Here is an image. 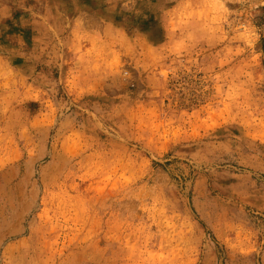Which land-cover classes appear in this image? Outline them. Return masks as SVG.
Returning <instances> with one entry per match:
<instances>
[{
  "label": "rangeland",
  "instance_id": "obj_1",
  "mask_svg": "<svg viewBox=\"0 0 264 264\" xmlns=\"http://www.w3.org/2000/svg\"><path fill=\"white\" fill-rule=\"evenodd\" d=\"M0 264H264V0H0Z\"/></svg>",
  "mask_w": 264,
  "mask_h": 264
}]
</instances>
